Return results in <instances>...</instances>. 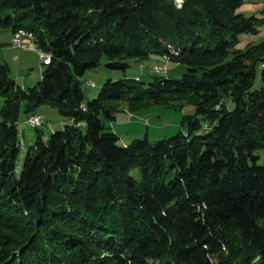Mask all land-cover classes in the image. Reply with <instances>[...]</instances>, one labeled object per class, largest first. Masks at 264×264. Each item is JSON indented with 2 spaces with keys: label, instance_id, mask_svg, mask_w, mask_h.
Returning a JSON list of instances; mask_svg holds the SVG:
<instances>
[{
  "label": "trees",
  "instance_id": "1",
  "mask_svg": "<svg viewBox=\"0 0 264 264\" xmlns=\"http://www.w3.org/2000/svg\"><path fill=\"white\" fill-rule=\"evenodd\" d=\"M243 0H0V27L49 54L22 87L0 61V264H264V41ZM158 53L180 77L81 75ZM194 105L171 136L128 143L106 121L124 104ZM43 103L67 120L23 154L18 118Z\"/></svg>",
  "mask_w": 264,
  "mask_h": 264
},
{
  "label": "rangeland",
  "instance_id": "2",
  "mask_svg": "<svg viewBox=\"0 0 264 264\" xmlns=\"http://www.w3.org/2000/svg\"><path fill=\"white\" fill-rule=\"evenodd\" d=\"M181 1V0H176ZM237 12H242L245 15H255L260 20L257 22L258 31L256 33L242 32L239 34L237 47L244 48L247 44H256L264 41V0H243L241 5L236 9ZM15 31H11L10 27H0V61L6 62L9 66V75L22 87H28L35 84L40 79V67L44 66L41 62V57L35 48H21L14 46L11 39ZM37 49V50H36ZM15 56H17L15 58ZM129 65L123 70L120 68H111L106 65L109 59L103 55L97 66L87 69L81 78L85 81H90L92 85H83V93L85 99L95 97L106 79H117L119 77H133L148 81L154 75H170L172 77H180L184 71V65L177 64L167 57L158 53H151L145 59L138 60L136 58H127ZM154 64L166 65L167 73L161 74L152 69ZM262 85L260 78V67L256 68V75L253 83V88H258ZM3 102V96L0 95V106ZM194 111V105L190 102H183L180 107L175 108L165 104L150 103L139 109L128 111L124 104H121L114 112L115 119L106 121L107 125H113L115 129L128 139L127 135L133 137H142L148 131L147 137L150 140H156L168 137L176 133L181 128V119L183 115L191 114ZM41 118L40 126L43 138H47L50 132L61 127L62 122L67 120V117L59 114L55 106L47 103L40 104L36 108V113ZM145 118L147 121H145ZM26 116L21 110L18 118V136L20 141L21 151L17 158V170L20 169L22 157L26 149L32 145L36 137V129L33 125H28ZM155 131H160V134H154ZM156 135V136H154ZM133 139V138H132ZM257 155L259 163L264 161V148H259L254 151Z\"/></svg>",
  "mask_w": 264,
  "mask_h": 264
},
{
  "label": "built area",
  "instance_id": "3",
  "mask_svg": "<svg viewBox=\"0 0 264 264\" xmlns=\"http://www.w3.org/2000/svg\"><path fill=\"white\" fill-rule=\"evenodd\" d=\"M33 40V34L30 31H24V30H16L12 39H11V43L14 46H18L21 48H35L34 44L32 42ZM39 51V55L41 57L42 60V64L43 63H48L49 61V54L38 50ZM259 67L264 68V58L262 59V61L259 63ZM152 69L155 72H159L161 74H166L167 73V67L166 65H159V64H154L152 66ZM43 71V67H40V73H42ZM93 83L90 81H85V85H92ZM41 118L38 114H30L25 122L30 125V124H34V123H40Z\"/></svg>",
  "mask_w": 264,
  "mask_h": 264
},
{
  "label": "crops",
  "instance_id": "4",
  "mask_svg": "<svg viewBox=\"0 0 264 264\" xmlns=\"http://www.w3.org/2000/svg\"><path fill=\"white\" fill-rule=\"evenodd\" d=\"M32 49V48H31ZM37 50V49H36ZM38 51V50H37ZM39 52V51H38ZM17 56H15V58H16ZM41 62H42V60H41ZM115 119V118H114ZM113 119V120H114ZM112 121V120H111ZM145 121H147L146 120V118H145ZM110 127L112 128V130H114L115 132H117L118 134H119V141L122 143V144H126V143H128L132 138H135L136 136H138V135H136L135 137H133L134 135H127L128 136V139H126V138H124V136L123 135H121V133H119L116 129H115V127H113V125H111V123H110ZM160 131H155V133L154 134H160L159 133ZM148 133V131L146 130V134ZM154 136H156V135H154Z\"/></svg>",
  "mask_w": 264,
  "mask_h": 264
},
{
  "label": "bare ground",
  "instance_id": "5",
  "mask_svg": "<svg viewBox=\"0 0 264 264\" xmlns=\"http://www.w3.org/2000/svg\"><path fill=\"white\" fill-rule=\"evenodd\" d=\"M38 124H40V123H34V124H30V125H35V126H36V125H38Z\"/></svg>",
  "mask_w": 264,
  "mask_h": 264
}]
</instances>
